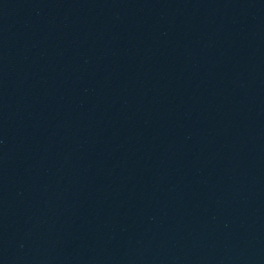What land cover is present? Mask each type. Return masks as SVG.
Instances as JSON below:
<instances>
[{
  "label": "water",
  "instance_id": "obj_1",
  "mask_svg": "<svg viewBox=\"0 0 264 264\" xmlns=\"http://www.w3.org/2000/svg\"><path fill=\"white\" fill-rule=\"evenodd\" d=\"M0 264H264V0H0Z\"/></svg>",
  "mask_w": 264,
  "mask_h": 264
}]
</instances>
